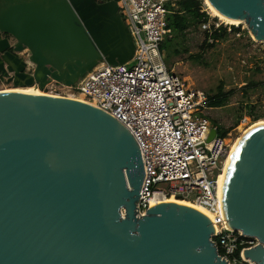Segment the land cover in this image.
I'll return each mask as SVG.
<instances>
[{
    "label": "water",
    "instance_id": "95a60500",
    "mask_svg": "<svg viewBox=\"0 0 264 264\" xmlns=\"http://www.w3.org/2000/svg\"><path fill=\"white\" fill-rule=\"evenodd\" d=\"M207 1L264 43V0ZM133 52L116 0H0V74L14 87L70 86ZM143 176L138 144L108 112L0 93V264H227L198 210L161 201L139 214ZM221 201L228 227L258 241L244 258L264 264V124L241 136Z\"/></svg>",
    "mask_w": 264,
    "mask_h": 264
},
{
    "label": "built area",
    "instance_id": "2783aa9c",
    "mask_svg": "<svg viewBox=\"0 0 264 264\" xmlns=\"http://www.w3.org/2000/svg\"><path fill=\"white\" fill-rule=\"evenodd\" d=\"M116 3L132 37V58L116 65L102 60L73 85L50 79L40 90L58 86V95L94 105L128 129L138 144L144 171L140 215L155 195L207 201L214 228L210 239L219 257L227 264H253L243 251L258 241L228 227L219 195V177L232 144L230 133L218 134V125L205 112L212 108L208 97L187 85L165 62L161 45L172 34L166 17L175 7L174 1ZM132 60L135 64L128 66ZM30 66L27 62L24 70L29 74ZM7 84L0 74V89ZM30 87L39 89L36 82ZM212 129L216 134L208 140Z\"/></svg>",
    "mask_w": 264,
    "mask_h": 264
},
{
    "label": "rangeland",
    "instance_id": "374dc122",
    "mask_svg": "<svg viewBox=\"0 0 264 264\" xmlns=\"http://www.w3.org/2000/svg\"><path fill=\"white\" fill-rule=\"evenodd\" d=\"M202 1L209 21L190 26L184 36L175 35L170 49L164 50L165 62L187 85L207 97L232 91L223 106L205 112L213 123L230 133L233 143L244 129L264 122V43L254 40L245 23L234 24L215 16ZM231 24L239 26L240 31L231 30ZM211 25L225 27V34L209 47L207 43L212 40L206 37V31ZM134 64L132 60L128 66ZM4 88L14 86L9 83ZM43 92L61 96L58 86Z\"/></svg>",
    "mask_w": 264,
    "mask_h": 264
},
{
    "label": "trees",
    "instance_id": "16d2710c",
    "mask_svg": "<svg viewBox=\"0 0 264 264\" xmlns=\"http://www.w3.org/2000/svg\"><path fill=\"white\" fill-rule=\"evenodd\" d=\"M210 19V15L206 12L203 6L202 0H176L175 7H172L170 13L167 14V26L171 29V36L167 37L161 47L162 49L168 51L173 44L175 35L184 36V32L190 26L196 24H206ZM231 30L234 32H239V26L233 24L229 25ZM225 34V27L218 26L214 28L213 25L206 31V37L211 38L212 42L207 43L209 47L213 46L219 39ZM173 52H177L173 49ZM232 91L228 93H217L211 96H208V106L216 108L223 106L226 102V98L231 94ZM251 109L253 106H250ZM256 118V117H255ZM254 118V119H255ZM213 123V122H212ZM215 124V123H213ZM228 131L224 128H219L218 134L220 136H225Z\"/></svg>",
    "mask_w": 264,
    "mask_h": 264
},
{
    "label": "bare ground",
    "instance_id": "6f19581e",
    "mask_svg": "<svg viewBox=\"0 0 264 264\" xmlns=\"http://www.w3.org/2000/svg\"><path fill=\"white\" fill-rule=\"evenodd\" d=\"M205 3L207 4L208 8L211 11H213V14L215 16H218V17H220V18H222V19H224V20H226L227 22H230V23H234V24L239 23V21H237V20H231V19H229L227 17H224L223 15L217 13L216 9H214V7L207 0H205ZM2 92H30V93H34V94H38V95H43V96L63 97V96H56L55 94L45 93L42 90L40 91V89H34L33 87H30V86L0 89V93H2ZM66 98L73 99L71 97H66ZM79 101H82V100L79 99ZM259 124H264V122H256L253 125L249 126L248 128L244 129V131L231 144L230 152H229V154H228V156L226 158V161H225L224 166H223L222 173L220 174V177H219V195H220L221 199H222V186H223V181H224V177H225L226 168H227V165H228L229 160L231 158V155H232L234 149L236 148V145L238 144L241 136L247 130H249L250 128L254 127L255 125H259ZM167 196H169V195H166V196H157V195H155L152 198V200H151V204H156V203H159L161 201H164V202H175V203H178V204H182V205H186V206L192 207V208L198 210L199 212H201L202 214H204L209 220H211L212 212L208 208V202L207 201L195 202V201H191V200L186 199V198H184L186 200H181V199L176 198V196H174V195H170V197H167Z\"/></svg>",
    "mask_w": 264,
    "mask_h": 264
},
{
    "label": "flooded vegetation",
    "instance_id": "af4514ba",
    "mask_svg": "<svg viewBox=\"0 0 264 264\" xmlns=\"http://www.w3.org/2000/svg\"><path fill=\"white\" fill-rule=\"evenodd\" d=\"M2 37H8L7 35H2Z\"/></svg>",
    "mask_w": 264,
    "mask_h": 264
}]
</instances>
